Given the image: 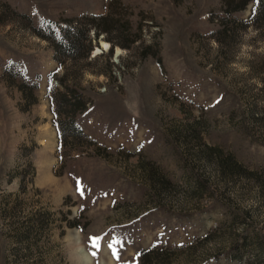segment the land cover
<instances>
[{"label":"rangeland","instance_id":"rangeland-1","mask_svg":"<svg viewBox=\"0 0 264 264\" xmlns=\"http://www.w3.org/2000/svg\"><path fill=\"white\" fill-rule=\"evenodd\" d=\"M254 9L0 0V264H264ZM68 23L86 28L87 58L40 35ZM67 69L88 102L64 135L51 96Z\"/></svg>","mask_w":264,"mask_h":264},{"label":"trees","instance_id":"trees-1","mask_svg":"<svg viewBox=\"0 0 264 264\" xmlns=\"http://www.w3.org/2000/svg\"><path fill=\"white\" fill-rule=\"evenodd\" d=\"M253 2L255 6L254 12L252 14V24L259 29H264V0H223L224 11L227 14H231L234 11L244 10L249 3ZM96 29V37L100 34V32H109L107 27L101 26L98 27L95 24ZM125 30H128L125 27ZM236 30V27L229 23L225 22L223 26L217 32V39L222 44L224 36L232 33ZM232 31V32H231ZM53 36H48L42 34L40 35L53 40L54 47L57 51V54L71 59L75 56L76 53L83 50L84 47V56L87 58L90 54L89 43L91 42V38L88 37V33L86 28L83 27H75L68 23L64 28H61L59 38L56 37V30H52ZM130 36L129 34H127ZM127 37V36H126ZM131 39H134V36L131 35ZM88 41V44H85V41ZM74 70L71 71V73ZM70 72L65 70L64 74L59 77V88H56L55 92L51 96V102L54 105L53 113L55 116V123L60 129V131L65 135V133H79L81 130L77 126L76 115L78 112L84 111L87 108V98L82 94L78 85L71 82ZM262 82L264 83V77L262 78ZM21 90L23 91L25 98L28 97L33 98V93H30L29 96L26 95V88L24 84H21ZM30 92V91H29ZM66 137V136H65ZM146 256L143 255V258ZM148 257V256H147ZM152 259V258H149Z\"/></svg>","mask_w":264,"mask_h":264},{"label":"bare ground","instance_id":"bare-ground-1","mask_svg":"<svg viewBox=\"0 0 264 264\" xmlns=\"http://www.w3.org/2000/svg\"><path fill=\"white\" fill-rule=\"evenodd\" d=\"M103 46L105 47V49H108L109 47V43L107 41H103ZM100 48H98L96 50V52H99ZM117 52L119 53V49L117 50ZM79 251L82 253V256L84 257V260L89 262L90 261V257L88 256V254H86L84 248L82 246H79Z\"/></svg>","mask_w":264,"mask_h":264},{"label":"snow or ice","instance_id":"snow-or-ice-1","mask_svg":"<svg viewBox=\"0 0 264 264\" xmlns=\"http://www.w3.org/2000/svg\"><path fill=\"white\" fill-rule=\"evenodd\" d=\"M98 239V238H97Z\"/></svg>","mask_w":264,"mask_h":264}]
</instances>
